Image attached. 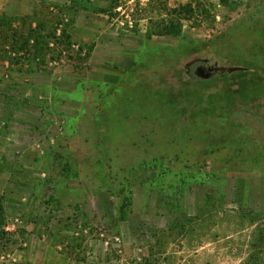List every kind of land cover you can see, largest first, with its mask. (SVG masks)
<instances>
[{
    "label": "rangeland",
    "instance_id": "1",
    "mask_svg": "<svg viewBox=\"0 0 264 264\" xmlns=\"http://www.w3.org/2000/svg\"><path fill=\"white\" fill-rule=\"evenodd\" d=\"M17 1L72 45L0 60V264H264V92L200 105L264 85V0H205L181 37L151 32L190 0Z\"/></svg>",
    "mask_w": 264,
    "mask_h": 264
},
{
    "label": "trees",
    "instance_id": "2",
    "mask_svg": "<svg viewBox=\"0 0 264 264\" xmlns=\"http://www.w3.org/2000/svg\"><path fill=\"white\" fill-rule=\"evenodd\" d=\"M208 1V0H207ZM221 2H226V0H220ZM152 3V0H149V4ZM119 1L116 0L113 2L112 9H115L119 6ZM147 3V5L149 6ZM159 10L168 9V1H163L156 5ZM205 7V0H190L187 4L180 5L179 8L174 9L172 15L167 20L162 21L158 25H156L155 30L151 33V36L158 37H181L183 34L184 22L192 21L198 13H200L203 9L200 7ZM137 14L129 15L131 19H125L127 25H130L132 20L140 21L142 17H145L144 11L146 12V8H141V1L137 2ZM108 12V11H105ZM37 13H34L32 16H27L25 18H14L7 17L6 15L0 16V60L1 61H9L12 65L18 62V58H12L13 54L23 55L25 57H30V59L44 60L50 53L56 54L53 52L50 45L52 42L60 41L61 46V38H63L67 43V46H71V37L66 35V32H63L62 36H58L59 29L55 28L48 34L44 35V26L43 24L37 20ZM113 18V17H112ZM26 21H30V23H25ZM134 26V23L131 24ZM138 28V24L136 26ZM59 52V48H57ZM60 53V52H59ZM58 54V53H57ZM55 59V58H54ZM57 59H61V54H58ZM32 60V61H33ZM241 76H248L247 73H239ZM252 80V79H250ZM248 81L246 85L242 87L240 90L231 91L226 96V98L222 101L219 96H213L209 98L208 101L201 100V112L209 113L216 111V105L221 103H227L229 109H235L237 111H246L249 110L256 102L261 99V96L264 92L263 83H255L252 81ZM201 83L205 84V81L201 80ZM216 98V99H214ZM126 218V206L124 205L121 208V220L124 221Z\"/></svg>",
    "mask_w": 264,
    "mask_h": 264
},
{
    "label": "water",
    "instance_id": "3",
    "mask_svg": "<svg viewBox=\"0 0 264 264\" xmlns=\"http://www.w3.org/2000/svg\"><path fill=\"white\" fill-rule=\"evenodd\" d=\"M198 62H202V63H204L205 65L208 63L207 61H195V62H193V63H191V64H189V65L187 66V70L190 71L191 68H192L196 63H198ZM243 70H245V69H243V68H230V69H229V72L233 73V72H236V71H243ZM219 71H220V69L217 68V67H211V66H210V67H208V68H205L204 65H201V66H199V67L196 69V71H195V76H196L198 79H200V80H203V81H209V80H211V79L215 76V74H216L217 72H219Z\"/></svg>",
    "mask_w": 264,
    "mask_h": 264
},
{
    "label": "crops",
    "instance_id": "4",
    "mask_svg": "<svg viewBox=\"0 0 264 264\" xmlns=\"http://www.w3.org/2000/svg\"><path fill=\"white\" fill-rule=\"evenodd\" d=\"M12 2L13 3L15 2L16 4L18 3L17 0H0V16L5 14V13H7V12H9L8 14H10V12H11V14H13L12 12H14L13 11L14 9L12 7H9V4L12 3ZM33 11H34V9L32 8V9H30L29 11H27L25 13H27V14H31L32 13V15H34L35 12L33 13ZM0 73H1V68H0ZM3 193H5V192H2V195H3ZM61 258L62 257L59 258L60 261H61Z\"/></svg>",
    "mask_w": 264,
    "mask_h": 264
},
{
    "label": "flooded vegetation",
    "instance_id": "5",
    "mask_svg": "<svg viewBox=\"0 0 264 264\" xmlns=\"http://www.w3.org/2000/svg\"><path fill=\"white\" fill-rule=\"evenodd\" d=\"M201 65H204L203 63H198L197 65H196V67L195 66H193V67H195L196 69L199 67V66H201ZM193 67L191 68V70L190 71H188V75H191V73H192V70H193ZM204 67L205 68H208V67H210L208 64H206V65H204ZM196 69H195V71H196ZM194 74H195V72H194Z\"/></svg>",
    "mask_w": 264,
    "mask_h": 264
},
{
    "label": "built area",
    "instance_id": "6",
    "mask_svg": "<svg viewBox=\"0 0 264 264\" xmlns=\"http://www.w3.org/2000/svg\"><path fill=\"white\" fill-rule=\"evenodd\" d=\"M6 231H8V232H10V231H11V229H10V227H9V226L6 228Z\"/></svg>",
    "mask_w": 264,
    "mask_h": 264
}]
</instances>
